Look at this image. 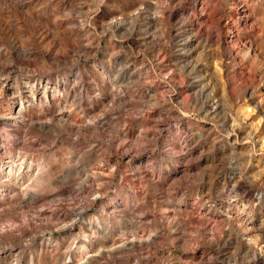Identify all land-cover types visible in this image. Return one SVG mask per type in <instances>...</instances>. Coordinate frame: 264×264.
Here are the masks:
<instances>
[{"label":"rangeland","instance_id":"rangeland-1","mask_svg":"<svg viewBox=\"0 0 264 264\" xmlns=\"http://www.w3.org/2000/svg\"><path fill=\"white\" fill-rule=\"evenodd\" d=\"M0 264H264V0H0Z\"/></svg>","mask_w":264,"mask_h":264},{"label":"bare ground","instance_id":"bare-ground-1","mask_svg":"<svg viewBox=\"0 0 264 264\" xmlns=\"http://www.w3.org/2000/svg\"><path fill=\"white\" fill-rule=\"evenodd\" d=\"M45 90H46V92H45V94H46L47 89H45ZM14 96H15L16 100H19L21 102L20 108L16 112L15 117H22L24 119L23 116H24L25 111H27L32 105L36 104L37 96H36L35 92L34 93L30 92V90H28V88H25V91H23V92L17 91V93ZM42 99H43V97L41 96L40 101H42ZM249 240H250V242L254 241L251 238ZM256 256H257V253H256Z\"/></svg>","mask_w":264,"mask_h":264}]
</instances>
